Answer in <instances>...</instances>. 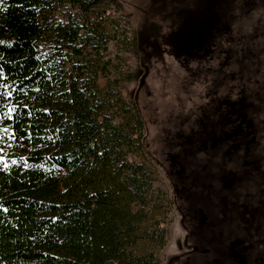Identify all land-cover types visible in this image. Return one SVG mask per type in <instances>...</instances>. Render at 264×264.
<instances>
[{
    "label": "trees",
    "instance_id": "1",
    "mask_svg": "<svg viewBox=\"0 0 264 264\" xmlns=\"http://www.w3.org/2000/svg\"><path fill=\"white\" fill-rule=\"evenodd\" d=\"M107 8L0 0V264H160L171 200Z\"/></svg>",
    "mask_w": 264,
    "mask_h": 264
},
{
    "label": "rangeland",
    "instance_id": "2",
    "mask_svg": "<svg viewBox=\"0 0 264 264\" xmlns=\"http://www.w3.org/2000/svg\"><path fill=\"white\" fill-rule=\"evenodd\" d=\"M147 2L105 16L129 22L120 88L171 200L160 264H264V0H188L143 34Z\"/></svg>",
    "mask_w": 264,
    "mask_h": 264
},
{
    "label": "flooded vegetation",
    "instance_id": "3",
    "mask_svg": "<svg viewBox=\"0 0 264 264\" xmlns=\"http://www.w3.org/2000/svg\"><path fill=\"white\" fill-rule=\"evenodd\" d=\"M190 1L196 4H203L205 2V0ZM187 2L188 0H148L145 9L142 11L143 22L141 33L148 34L151 13L160 14L162 19H171L178 13L177 6L187 4Z\"/></svg>",
    "mask_w": 264,
    "mask_h": 264
}]
</instances>
